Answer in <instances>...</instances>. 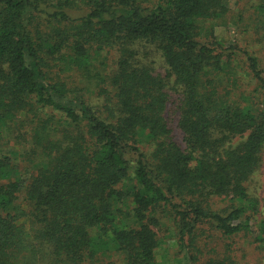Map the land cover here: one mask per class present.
I'll use <instances>...</instances> for the list:
<instances>
[{"label":"trees","instance_id":"obj_1","mask_svg":"<svg viewBox=\"0 0 264 264\" xmlns=\"http://www.w3.org/2000/svg\"><path fill=\"white\" fill-rule=\"evenodd\" d=\"M228 2L0 0V264H166L169 240L199 264L204 227L264 234V1L254 49L215 34Z\"/></svg>","mask_w":264,"mask_h":264},{"label":"rangeland","instance_id":"obj_2","mask_svg":"<svg viewBox=\"0 0 264 264\" xmlns=\"http://www.w3.org/2000/svg\"><path fill=\"white\" fill-rule=\"evenodd\" d=\"M259 1L264 0H229V11L228 13L219 21L215 23V34L224 41L225 44L235 43L241 47H244L247 43L251 48H255V37H262L263 35V25L256 22V15L252 14L251 6L256 5ZM83 9H73L69 11L72 17H78L83 14ZM261 57H264V47H261V52H259ZM105 56V62L107 66H111V63L115 59L114 53H107ZM264 61V60H263ZM264 65V64H263ZM156 73L162 74L163 70L157 66ZM172 122H170V127L172 128V138L180 146H182V134L176 126V117L171 115ZM14 145V141H8L4 139L0 141V151L3 153L7 152V149ZM254 182L257 183V188L259 191H264V165L260 172L255 176ZM218 202V201H217ZM218 206L226 207L227 203L224 201H219ZM264 220V210L260 214L258 221ZM252 233L248 237H231L229 239L219 237L216 233L209 230L207 227L201 229L202 236L198 239V246L202 251L197 256L199 264L203 261H207L210 258H214L215 254H218V258L224 256H230L238 264H264V250L261 252L249 253V240L253 241L254 236L260 235L264 239V234H259L255 228H251ZM242 235V234H241ZM167 244V245H166ZM166 244L162 245L159 249V257L168 255V260L166 264H175V258L177 257V246L174 240H169ZM257 244V243H256ZM259 245V244H258ZM264 246V243H262ZM255 246V245H254ZM161 258H159L160 260Z\"/></svg>","mask_w":264,"mask_h":264}]
</instances>
